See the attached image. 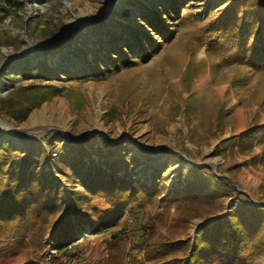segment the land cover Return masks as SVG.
<instances>
[{
  "label": "rangeland",
  "instance_id": "1",
  "mask_svg": "<svg viewBox=\"0 0 264 264\" xmlns=\"http://www.w3.org/2000/svg\"><path fill=\"white\" fill-rule=\"evenodd\" d=\"M20 1L24 7L19 13L23 21L30 22L28 29L14 14L0 11V34L9 32L20 43L17 48L0 42V75L10 60L29 57L31 65L45 63L55 74L41 84L60 90L19 122L11 115V110L22 103L16 91L35 78L18 72L6 79L0 90V118L23 130L13 135L0 126V147L10 141L23 150L20 158L26 149L38 156L34 171L37 175L50 171L57 176L66 204L68 192L83 184L67 162L64 168L58 165V150L64 151L68 161L79 155L83 162L93 158L94 163H101L110 148L114 151L108 159L122 162L120 175L128 174L149 186L166 185L162 188V197L168 198L166 207L151 204L133 208L125 211L119 225L96 230L86 225L79 230V238L71 243V254L77 251L80 255L73 264H99L107 259L110 240L117 233L127 237V264L133 256L144 259V247L149 243L192 240L202 224L226 217L236 206L229 195L216 192L201 201L181 197L188 182L196 175L210 174L213 165L240 191L264 202V161L259 159L264 150L262 137L255 138L250 153L237 143L238 136L253 125L264 131V74L235 60L224 63L220 55L215 62L205 46L190 40L193 29L219 19L233 0H182L180 8L189 17L175 28L170 40L156 37L146 28L139 12L159 8L157 12L170 22L166 14L171 0H140L141 8L129 0ZM236 11L240 19L246 12L253 21L255 34L246 36L264 41V0H238ZM120 22L147 35L140 38L143 43L149 37L160 47H149L148 60L139 58L138 64L128 67L110 63L97 76L92 72L86 77L65 73H82L87 62L100 66L101 59L95 61L96 55L102 54L97 40L107 36L108 43L115 46L111 38L123 41L128 34L122 33ZM51 30L63 34L51 41ZM117 46L125 50L122 43ZM192 52L195 63L205 61L206 67L189 85L185 73ZM104 54L115 58L112 51ZM58 133H64L63 139L53 140ZM79 143L84 149L69 145ZM90 206L109 208L104 196L92 200ZM62 212L59 210L54 219L59 220ZM46 240L50 244L46 252L51 256L56 249L50 234Z\"/></svg>",
  "mask_w": 264,
  "mask_h": 264
},
{
  "label": "trees",
  "instance_id": "2",
  "mask_svg": "<svg viewBox=\"0 0 264 264\" xmlns=\"http://www.w3.org/2000/svg\"><path fill=\"white\" fill-rule=\"evenodd\" d=\"M129 1L141 8L140 0ZM237 1L233 0L219 19L193 29L190 40L195 41L199 47L205 46L207 55L215 62L220 55L224 63L235 60L247 64L256 73L264 74V41H252L248 37L255 34L253 21L246 12L240 19L236 11ZM181 3L182 0H171L167 4L171 7L166 14L170 22H166L164 16L157 12L159 8L154 7L140 10V17L145 27L154 31L156 37L170 40L175 28L189 17V14L181 10ZM23 7L20 0H0V11L5 15L14 14L22 20L21 26L28 29L30 22L23 21L19 13ZM119 24L122 33L128 36L121 42L119 37L111 39L117 45L122 43L125 50L122 46L108 43L107 36L99 38L97 43L102 54L96 55L95 61L101 59L100 66L87 62L88 66L84 67L82 73L77 70L65 73L86 77L92 72L97 76L107 70L110 63L118 67L122 63L128 67L138 64L139 58L148 60L151 57L149 47H160L159 42L149 37L143 43L140 38L147 35L134 32L132 27L122 22ZM62 34L61 30H51L48 35L51 41H55ZM0 35L2 44L20 45L18 38L9 32ZM110 51L115 58L109 54L103 57V53ZM205 67V61L195 63V53L192 52L185 73L189 85ZM18 72L28 78H35V81L16 91L22 103L11 110V115L22 122L33 107L51 100L60 89L41 84L55 76L45 63L31 65L29 57H21L10 60L1 71L0 90L6 79ZM261 129L253 125L238 136L237 143H241L245 151L252 152L256 137L261 136L264 144V131ZM55 136L57 138L53 140L63 139L64 133ZM69 145L84 149L81 143ZM26 150L25 156L20 158L19 152L23 150L14 143L8 141L0 147V264H73L80 255L77 251L71 254V243L79 238V230L86 225L93 230L103 229L121 224L125 211L130 209H141L151 204L167 205L168 198L162 197V188H166V185L161 182L149 186L129 178L128 174L120 175L122 162L108 159V154L114 151L110 148L101 163H94L93 158L83 162L79 155L72 156L71 161H68L64 151L58 150L55 153L58 165L64 168L63 164L67 162L74 169V175L81 176L83 184L82 188H73L68 192L66 204L59 193L57 176L50 171H42L37 175V171H34L37 164L34 165V162L39 158ZM259 159L264 161V150ZM84 165L87 167L85 171ZM210 169V174L196 175L188 182L181 197L201 201L218 192L231 196L232 201L236 202L234 209L224 218H217L211 224H202L192 240L147 244L144 247V259L139 260L133 256L127 264H264V205L255 204L251 196L240 191L228 177L218 176ZM196 187L198 190L193 191ZM101 196H104L109 208H91L90 202ZM61 209L63 212L60 219L55 220L54 216ZM49 234L52 247L56 249V253L51 256L46 252L50 245L46 240ZM126 243V235L115 234L109 243L107 259L99 264H124L127 258Z\"/></svg>",
  "mask_w": 264,
  "mask_h": 264
},
{
  "label": "water",
  "instance_id": "3",
  "mask_svg": "<svg viewBox=\"0 0 264 264\" xmlns=\"http://www.w3.org/2000/svg\"><path fill=\"white\" fill-rule=\"evenodd\" d=\"M0 126H5L10 132H12V131H16V133L13 134V135L18 134L19 132H21V131L23 130V129H21V128H17V127H15L14 125L8 123L7 121H5V120H3V119H1V118H0ZM34 133H38V132H34ZM9 138H13V137L10 136ZM194 163H195V162H194ZM195 164L198 165V163H195ZM212 168H213L214 173H216L218 176H221V174H219V173H217V172L215 171V166H214V165L212 166ZM222 176H226V175H222ZM226 177H228V176H226ZM228 178H229V177H228ZM251 199H252V202H254L255 204H262V205H264V202H258L257 200H255V199L252 198V197H251Z\"/></svg>",
  "mask_w": 264,
  "mask_h": 264
},
{
  "label": "bare ground",
  "instance_id": "4",
  "mask_svg": "<svg viewBox=\"0 0 264 264\" xmlns=\"http://www.w3.org/2000/svg\"><path fill=\"white\" fill-rule=\"evenodd\" d=\"M16 133V131H12V133L11 134H15Z\"/></svg>",
  "mask_w": 264,
  "mask_h": 264
}]
</instances>
